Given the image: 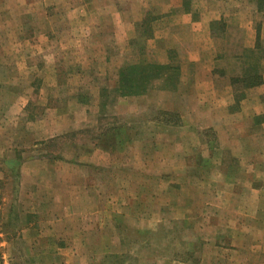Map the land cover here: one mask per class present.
Masks as SVG:
<instances>
[{
    "label": "rangeland",
    "instance_id": "obj_1",
    "mask_svg": "<svg viewBox=\"0 0 264 264\" xmlns=\"http://www.w3.org/2000/svg\"><path fill=\"white\" fill-rule=\"evenodd\" d=\"M207 1L225 5L224 21L206 26L213 33L214 51L224 56L225 69H240L229 57L242 45L254 49L255 38H260L264 48V13L257 11L255 0H178L172 11H163L161 0L154 10H145L148 0H0V103L16 93L31 94L21 115L0 114V264H85L88 259L90 264H161L171 259L183 264H264V124L252 122L254 112L264 114V105L250 106L252 123L241 122L239 134L226 131V137H218L211 127L199 124L187 130L196 132L194 137L183 135L186 129L177 111L152 107L148 95L158 91L154 87L136 101L120 100L111 91L114 72L109 89L103 76H94L97 83L89 86L85 81L90 75L77 72L99 74L106 67L102 61L88 67L86 60L75 58L83 47H91L87 39L82 42L85 38H113L107 50L125 56L118 67L114 58L108 65L109 71H117L141 59L133 54L154 50L148 38L180 33L183 11L190 13L186 22L192 23L199 13L189 12V5L197 9ZM86 4L92 5L82 9ZM119 7L124 8L125 23L133 27L124 32L125 39L132 35L122 47L115 43V32L107 30ZM135 13L141 16L139 22L133 21ZM233 15L241 19L232 20ZM100 25L106 29L101 31ZM199 31L195 38H201ZM68 38L80 40V48H73L76 44ZM8 84L26 85L27 90L11 91ZM40 84L45 87L38 93L30 91V85ZM46 84L56 87L48 91ZM240 85L235 86L237 95L243 94ZM35 117L43 121L38 128L48 130L54 122L59 133L36 140ZM233 136L236 154L228 149ZM101 141L104 147L133 151L109 152L108 163L121 177L112 172L116 182H107V201L102 212L96 204L88 216L92 221L67 219V211L87 209L68 203H55V212L65 217L43 219L46 210L39 198L20 195L19 166L2 163L11 158L8 162L21 164L40 156L70 162L71 149L96 148ZM183 148L192 153L183 155ZM135 181L137 188L131 186Z\"/></svg>",
    "mask_w": 264,
    "mask_h": 264
},
{
    "label": "crops",
    "instance_id": "obj_2",
    "mask_svg": "<svg viewBox=\"0 0 264 264\" xmlns=\"http://www.w3.org/2000/svg\"><path fill=\"white\" fill-rule=\"evenodd\" d=\"M136 1L138 2V0ZM176 1L177 2L174 4L171 3V1L168 2L167 0H161V4H164L161 7L162 10L166 11L167 9L168 11H172L178 8L179 2L178 0ZM158 2L159 0H148V3L146 2L148 6L145 4V10H154L159 8ZM90 5L92 4H86L81 7L82 9L87 10L90 8ZM224 6L212 1L205 2V4L198 6L197 9L193 7L191 8V5H189V12H192L194 9L197 11V13H199V17H195L194 22L187 23L186 19L188 21L190 20L188 18V14L190 13H185L183 11L181 16H183L182 23L184 28L183 30H180V33L175 35L173 38H148V40L153 42L154 50L152 52L150 51V53L139 52L137 54H133V57L135 56L136 59H139V57H141V59L137 60V62L130 63H169L176 67L177 81L175 82L174 86L167 88L163 86V81H155L148 90H151L154 87V89H157L158 91H153L150 93V95H148V102L152 105V107H157L161 110L169 111V109H171L177 111L179 117L183 121V126L186 129L183 131V135L188 133L187 135L196 137V132L187 130L192 126L196 127V125L199 124H204L207 127H211L217 132L218 137H226V131H228V133L231 131L234 134H239L238 125H240L241 122L246 125L245 122L247 119V124L249 125L252 122L254 123V116L259 115L258 112H254L255 115H253V113L250 111V106H253L257 103H259V105H264V69L262 66L264 61V48L261 47V45L258 49H253L251 45H247V47L242 45L243 47L238 50V52L229 57L241 65L240 69L237 68L234 70L232 68L225 69L222 66L224 56H221L219 53L215 52V49L211 44V41L214 39L213 33L207 31L206 26L209 24V22L216 23L221 19L224 21ZM237 7L239 6L237 5ZM82 9L80 11H82ZM232 9L236 10L237 8ZM240 9L241 7H239L237 10ZM74 10L75 8H73V12ZM184 16L186 17L185 19ZM115 17L116 21L108 24L107 30L115 32L117 37L115 38V43L119 44V47H122L124 42L131 39L130 37L132 35L131 33V35L128 34L130 36L125 39L123 38L124 32L133 31V27L130 23L128 24L125 23L126 21H124V8H116ZM172 18L173 20H177V23L180 19L178 15L172 16ZM139 19H141V16L138 15V13H135V18H133V21L139 22ZM237 19L241 18L236 17V15L232 16V20L238 21ZM202 26H205V29H202ZM103 29H106V27L102 26L100 28L101 31ZM183 31H187V34H184ZM197 31L201 33V38L194 37L198 35ZM209 34L212 38L207 37ZM88 35L89 34H87V36ZM183 35L191 37L183 38ZM118 36H120V38H118ZM176 36H178V38H175ZM68 39L70 41L72 40V38ZM86 39L88 44H91V47H83L84 51L80 50L77 52L75 54V58L81 59L83 61L86 60L88 67H94L95 61L104 62L103 65H106V67L102 68L99 74H97L95 70L84 71L80 69L77 72L83 71L78 73L82 74L83 76L90 75L89 79L85 81V83H87L89 86L96 85L97 82L95 81L94 76H103L104 85L109 89L113 85L109 87L107 86V83L109 82L108 78L111 76L112 72L117 74V71H109L110 67L108 65L111 64V60L113 58L117 62V67L118 63L121 65L125 58L124 53L118 51L113 53L107 50V45L113 38H85L82 42L86 41ZM71 42H73V40ZM80 42V40L73 42L76 44V46H73V48H80ZM93 44H99V46H93ZM101 45H104L105 47H102ZM100 48H102V50H100ZM168 49L171 50L169 51ZM249 61L256 67L257 75L260 77L261 82L254 87L242 89V99L236 106H234L236 85L233 86L230 80L231 78H240L242 76L243 70L250 65ZM6 87L11 91L17 89L18 91H21L22 89L25 91L27 90L26 85L20 86L17 84H8ZM44 87V84H40L39 86L37 85L35 87L30 85V91L33 93H38ZM55 87V84H46V89L48 91L54 90ZM95 89L98 88L95 87ZM30 97L31 94L29 93L27 95V92L24 94L16 93L8 100H3V103H0V114H4V118L6 115H10L11 113L21 115V113H23V108H25V106L28 104ZM139 97L140 96L126 98L127 100L133 101ZM120 100L122 99L120 98ZM245 102L248 104L247 109L244 108ZM16 108L18 109L16 110ZM33 122L35 125V130L37 129V131H35L37 135V137L35 136L36 140L41 141L51 139L54 135L59 133V125L55 124L54 122H51L52 125H50L48 130L47 128L43 130L36 126L40 124V122H43L36 117L33 119ZM45 122L47 123V121ZM254 124L262 125L264 124V121ZM226 125L227 127H225ZM193 127L191 129H193ZM233 137H235V141L234 139L230 140L228 149L231 150L233 154H236L239 152V148L236 145L237 136ZM0 138H3V136L0 135ZM105 139L106 138H104V141ZM104 141H101L100 143L103 142V144L99 143V147L96 148L84 147L80 149H71L73 150L71 152V157H73V159H70V162L67 161L62 163L59 161L60 159L52 160L44 158L43 156H40L38 159H36V161L35 159L31 161L32 158L29 159L30 161H23L19 165L18 169V186L19 189H21V197H28L29 195H35L38 197L39 202L43 204V210H46L44 214H42V216H44L43 219L46 220L53 219V221H58L62 217L63 212L60 210L59 213L55 212V203L85 204L87 209L81 212L67 211L70 215L66 216L65 214L63 216H66V218L69 217L70 219L75 218L81 220L84 218L88 221L91 220L90 217L88 218V216L93 214L96 204H99L100 210L102 212V205L107 201V182L115 181L112 178V172L113 174H116L117 178L118 176L121 177L119 169H114V164L108 163V155L110 154L109 152L114 153L118 151L121 152L122 155H126L129 154V151H133V148L115 149L108 148L106 146L104 147ZM181 151H183V155H188L191 152L189 148H183ZM199 151L202 152V148H200L197 153H200ZM203 151L204 153H208L206 148H204ZM9 159L11 158L3 160L2 163L5 167L6 162ZM201 159H203V161L205 160V158ZM52 161L56 162L53 163ZM139 185L140 184L137 181L131 183L133 188H137ZM151 188H153V186ZM132 193H134V189H132ZM137 194L138 190L136 196ZM73 208L74 207L70 206L71 210H73ZM48 211L52 212L48 213ZM52 225L54 224L51 223L49 227H52ZM90 263L91 262L89 259L85 262V264ZM161 264H183V261H176L172 259L170 261L163 260L161 261Z\"/></svg>",
    "mask_w": 264,
    "mask_h": 264
},
{
    "label": "trees",
    "instance_id": "obj_3",
    "mask_svg": "<svg viewBox=\"0 0 264 264\" xmlns=\"http://www.w3.org/2000/svg\"><path fill=\"white\" fill-rule=\"evenodd\" d=\"M183 2V6L186 3ZM256 9L258 12L264 13V0H255ZM215 23V22H214ZM213 24V23H211ZM260 38H255L254 48L258 49L260 43L258 44ZM250 62V61H249ZM163 81L164 87H173L177 81V69L175 66L167 64H157V63H134L126 64L121 66L117 70L116 74V86L111 90L116 97L126 98L144 95L151 85L155 81ZM231 84L234 86L236 84H241L240 89L250 88L258 85L261 80L257 75V69L251 64L243 70L242 76L240 78H231ZM242 95H234V106L242 99ZM264 121V114L254 116V123H261ZM6 165H20V161H7ZM18 176V172L16 177Z\"/></svg>",
    "mask_w": 264,
    "mask_h": 264
}]
</instances>
